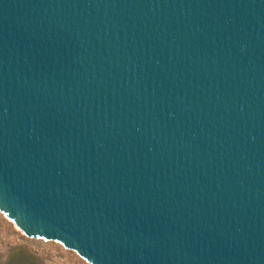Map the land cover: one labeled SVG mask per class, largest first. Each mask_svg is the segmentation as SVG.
I'll list each match as a JSON object with an SVG mask.
<instances>
[{
    "label": "water",
    "instance_id": "water-1",
    "mask_svg": "<svg viewBox=\"0 0 264 264\" xmlns=\"http://www.w3.org/2000/svg\"><path fill=\"white\" fill-rule=\"evenodd\" d=\"M0 211L90 264H264V0H0Z\"/></svg>",
    "mask_w": 264,
    "mask_h": 264
},
{
    "label": "rangeland",
    "instance_id": "rangeland-1",
    "mask_svg": "<svg viewBox=\"0 0 264 264\" xmlns=\"http://www.w3.org/2000/svg\"><path fill=\"white\" fill-rule=\"evenodd\" d=\"M0 264H90L64 246L34 241L0 211Z\"/></svg>",
    "mask_w": 264,
    "mask_h": 264
}]
</instances>
